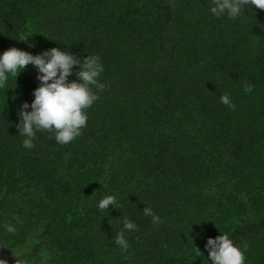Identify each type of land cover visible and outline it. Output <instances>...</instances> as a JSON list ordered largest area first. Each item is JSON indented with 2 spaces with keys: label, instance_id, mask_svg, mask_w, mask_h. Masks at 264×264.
I'll return each instance as SVG.
<instances>
[{
  "label": "trees",
  "instance_id": "obj_1",
  "mask_svg": "<svg viewBox=\"0 0 264 264\" xmlns=\"http://www.w3.org/2000/svg\"><path fill=\"white\" fill-rule=\"evenodd\" d=\"M212 6L0 0V54L96 55L106 84L79 137L60 144L37 131L31 149L17 124L38 70L0 88V251L14 264H212L207 239L225 233L245 264H264V10L244 5L231 19ZM107 195L116 204L101 211Z\"/></svg>",
  "mask_w": 264,
  "mask_h": 264
},
{
  "label": "clouds",
  "instance_id": "obj_2",
  "mask_svg": "<svg viewBox=\"0 0 264 264\" xmlns=\"http://www.w3.org/2000/svg\"><path fill=\"white\" fill-rule=\"evenodd\" d=\"M212 3L210 10L215 16L220 17L226 13L231 19L240 15L244 5H254L257 9L264 10V0H212ZM19 40L27 39L21 37ZM29 64L38 70L37 79L40 84L33 90L34 99L31 105L24 102L21 107L17 128L20 135L26 137L22 142L23 146L27 149L35 146L33 140L37 131L53 133L55 140L60 144L71 143L87 126L86 110L99 99L97 92L103 91L106 87L105 83L98 80L103 72L99 57L89 55L81 61L76 55L56 47L37 55L10 47L0 54V88L5 87L9 74L16 78ZM74 65L78 66V70H74ZM73 73L77 79L69 81L68 77ZM93 87L96 92L93 91ZM244 91H252L251 85L247 82ZM220 102L233 110L236 107L227 93L220 96ZM29 107L31 110L27 111ZM114 204L115 196L107 195L99 201L98 207L104 211ZM143 214L151 216L153 224L161 223L160 218L150 207H144ZM123 227L129 231L138 228L127 217L124 218ZM5 228L9 233L15 232L11 225H5ZM114 242L122 251H127L129 244L124 231L117 233ZM205 248L212 264H245L244 251L237 247L226 233L215 238L209 237ZM195 251L196 256L203 255L199 248L196 247ZM0 264L7 262L0 259Z\"/></svg>",
  "mask_w": 264,
  "mask_h": 264
},
{
  "label": "rangeland",
  "instance_id": "obj_3",
  "mask_svg": "<svg viewBox=\"0 0 264 264\" xmlns=\"http://www.w3.org/2000/svg\"><path fill=\"white\" fill-rule=\"evenodd\" d=\"M15 252L13 250H1L0 259H3L7 264H14Z\"/></svg>",
  "mask_w": 264,
  "mask_h": 264
}]
</instances>
